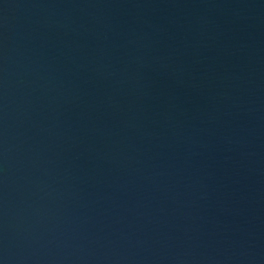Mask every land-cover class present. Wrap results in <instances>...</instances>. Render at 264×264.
<instances>
[{
    "label": "water",
    "instance_id": "water-1",
    "mask_svg": "<svg viewBox=\"0 0 264 264\" xmlns=\"http://www.w3.org/2000/svg\"><path fill=\"white\" fill-rule=\"evenodd\" d=\"M0 264H264V0H0Z\"/></svg>",
    "mask_w": 264,
    "mask_h": 264
}]
</instances>
